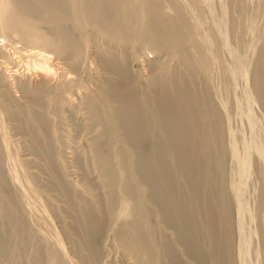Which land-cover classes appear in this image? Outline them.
Masks as SVG:
<instances>
[{
  "label": "bare ground",
  "instance_id": "6f19581e",
  "mask_svg": "<svg viewBox=\"0 0 264 264\" xmlns=\"http://www.w3.org/2000/svg\"><path fill=\"white\" fill-rule=\"evenodd\" d=\"M0 264H264V0H0Z\"/></svg>",
  "mask_w": 264,
  "mask_h": 264
}]
</instances>
